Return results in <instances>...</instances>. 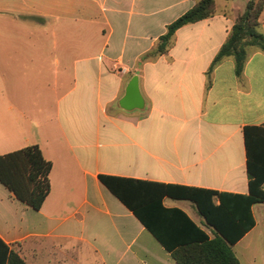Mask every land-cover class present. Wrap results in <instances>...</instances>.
<instances>
[{
	"label": "crops",
	"instance_id": "crops-1",
	"mask_svg": "<svg viewBox=\"0 0 264 264\" xmlns=\"http://www.w3.org/2000/svg\"><path fill=\"white\" fill-rule=\"evenodd\" d=\"M247 1L215 0L151 55L195 0H0V155L38 145L51 162L39 210L0 183V264L10 251L26 264H176L98 175L248 195L243 132L264 126V51L249 48L240 75L231 58L209 72ZM134 75L144 108L126 112ZM163 205L213 235L192 202ZM250 209L232 250L264 264V203Z\"/></svg>",
	"mask_w": 264,
	"mask_h": 264
},
{
	"label": "trees",
	"instance_id": "trees-1",
	"mask_svg": "<svg viewBox=\"0 0 264 264\" xmlns=\"http://www.w3.org/2000/svg\"><path fill=\"white\" fill-rule=\"evenodd\" d=\"M262 11L264 0L246 2L213 58L209 72L222 60L231 58L235 74L240 75L249 48L264 51V34L258 31ZM215 12V0H195L192 8L167 25L151 55L167 53L179 28L212 17ZM243 133L248 195L108 175H98V179L170 253L176 264H240L232 246L254 225L251 205L264 203V126H247ZM50 170L51 162L43 157L38 145L0 155V183L35 210L40 209L49 193ZM164 197L192 202L205 226L213 229V235L209 236L182 210L166 208ZM6 264L26 263L10 251Z\"/></svg>",
	"mask_w": 264,
	"mask_h": 264
},
{
	"label": "water",
	"instance_id": "water-1",
	"mask_svg": "<svg viewBox=\"0 0 264 264\" xmlns=\"http://www.w3.org/2000/svg\"><path fill=\"white\" fill-rule=\"evenodd\" d=\"M118 106L126 112L133 110H142L144 108V99L141 95L136 75L127 83L123 96L118 100Z\"/></svg>",
	"mask_w": 264,
	"mask_h": 264
},
{
	"label": "rangeland",
	"instance_id": "rangeland-1",
	"mask_svg": "<svg viewBox=\"0 0 264 264\" xmlns=\"http://www.w3.org/2000/svg\"><path fill=\"white\" fill-rule=\"evenodd\" d=\"M258 219H262V218H264V214H258ZM235 251L237 252V249H235Z\"/></svg>",
	"mask_w": 264,
	"mask_h": 264
}]
</instances>
